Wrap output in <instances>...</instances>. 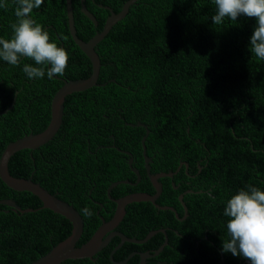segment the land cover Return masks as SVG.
I'll return each mask as SVG.
<instances>
[{"label":"trees","instance_id":"trees-1","mask_svg":"<svg viewBox=\"0 0 264 264\" xmlns=\"http://www.w3.org/2000/svg\"><path fill=\"white\" fill-rule=\"evenodd\" d=\"M126 1L85 0L95 25L82 11L81 0H72L77 35L92 38L111 15L108 7L118 13ZM0 3L6 4L0 7V39H8L18 19L17 2ZM216 11L214 0H136L96 45L99 84L66 96L63 123L50 141L11 156L12 175L39 182L79 210L84 231L78 245L94 234L101 217L113 216L110 184L137 180L129 170L131 155L122 149L132 153L142 178L137 184H117L113 197L155 193L144 166L146 128L129 124L142 120L150 130L147 152L155 157L151 171H175L174 177L160 178L163 191L157 199L174 210L131 202L121 231L145 238L152 230H166L168 243L146 264H222L221 258L228 264H251L222 251L223 240L229 239L224 210L240 189L253 185L264 191V60L249 47L256 19L241 15L217 25L212 22ZM31 15L70 53L69 63L63 76L49 79L45 69L43 78L29 79L22 69L26 63L37 66L33 60L13 66L0 59V157L10 142L49 125L52 99L64 79L87 77L92 71L90 59L71 35L66 0H44ZM198 166L199 180L194 177ZM182 193L189 208L185 219ZM5 198L34 210L0 204V264H29L70 234L67 218L43 207L32 192L14 190L0 178V200ZM84 208L93 214L83 215ZM165 239L158 232L142 249H158ZM118 242L116 236L94 257L60 264H117L110 254ZM140 248L124 242L113 259L123 260ZM139 260L137 255L125 264Z\"/></svg>","mask_w":264,"mask_h":264},{"label":"water","instance_id":"water-1","mask_svg":"<svg viewBox=\"0 0 264 264\" xmlns=\"http://www.w3.org/2000/svg\"><path fill=\"white\" fill-rule=\"evenodd\" d=\"M67 1V10L69 17V29L74 41L80 46L83 52L88 56L91 61L92 71L91 74L87 77H82L78 79H64V84L57 90L55 95L53 96L51 103V119L49 125L41 132L35 134H27L15 141L10 142L5 150L3 151L0 157V178L3 180L5 184L14 190L18 191H30L42 201L43 207L50 208L54 212L61 214L65 218H67L72 224V230L70 234L60 241L58 244L54 245L46 254L40 256L35 261L29 264H60L62 261L66 259H78V258H92L97 253H99L104 246H106L111 240L114 234H117L121 237L120 243L113 249L111 253V259L117 264H125L130 257H132L134 253H131L127 258L123 260H114L113 255L115 251L123 245L125 241L131 242H144L147 239L151 238L158 232H162L165 234L166 239L164 243L153 252H141L139 264H146L147 259L158 255L168 243L167 233L165 229L152 230L143 240H137L134 238H130L123 233L120 232H112L109 233L112 229L118 226V224L123 220L126 214V206L135 201H149L152 202L157 208L162 209H172L173 207L168 205H161L157 203V198L160 196L163 190V184L160 181L162 177L172 176V172H158L151 173L150 171V158L146 154V145L145 139L148 135H144L143 142V150L146 159V167L148 175L153 183L156 192L154 194H150L147 192H136L130 193L123 197H120L115 200L116 209L110 220H105L104 217H101L102 223L94 232V234L85 242L78 245V241L82 236L84 231V219L79 210L71 203L66 200L61 199L56 194L51 193L45 187H43L39 182L33 181L31 178H24L14 176L9 171V161L12 155H14L17 151L21 149H35L39 146L45 144L50 141L55 134L60 129L63 123V114H64V102L65 98L68 94L76 91H83L92 86L98 85V78L101 68V58L97 52L96 45L104 38V36L110 31L112 26L122 18H124L129 11L130 6L136 0H128L124 3L122 10L118 13L114 12L110 7L111 15L107 18L105 25L102 30L96 32V34L90 38L89 40H84L77 35V30L75 27L74 20V11L72 0ZM82 11L94 22L95 25H98L96 16L88 9L85 4V0H81ZM11 107V106H10ZM9 107V108H10ZM6 111V110H5ZM1 113V112H0ZM134 171L139 175L138 169H134ZM125 182L131 183L128 180H118L114 181L108 187V192L110 193L112 187L117 185L118 183ZM182 200V195L179 196ZM0 204H5L13 207L15 210L22 211H32L33 208L22 209L21 206L11 198H5L0 200ZM184 207L186 208V204L183 202ZM222 264H227L224 258H221Z\"/></svg>","mask_w":264,"mask_h":264},{"label":"clouds","instance_id":"clouds-1","mask_svg":"<svg viewBox=\"0 0 264 264\" xmlns=\"http://www.w3.org/2000/svg\"><path fill=\"white\" fill-rule=\"evenodd\" d=\"M16 23L11 25L12 35L0 39V59L13 66H19L22 59H31L35 65L24 64L23 72L29 79L45 76H63L67 69L70 53L50 39L43 25L32 18V11L40 8L44 0H16ZM216 14L214 24H222L226 18L237 21L241 15L256 19V26L250 37V50L264 60V0H214ZM0 7L6 4L0 3ZM50 65V67H49ZM90 217V209L81 210ZM224 216L227 221L229 239L223 240L222 251L233 256H243L251 264H264V191L249 185L240 189L226 202Z\"/></svg>","mask_w":264,"mask_h":264},{"label":"flooded vegetation","instance_id":"flooded-vegetation-1","mask_svg":"<svg viewBox=\"0 0 264 264\" xmlns=\"http://www.w3.org/2000/svg\"><path fill=\"white\" fill-rule=\"evenodd\" d=\"M130 125H132V126H134V125H138V126H143V127H145L146 128V134H147V131H149L150 132V130H149V127H148V124H146L145 122H143L142 120H138L136 123H129ZM149 132H148V134H149ZM144 137V136H143ZM147 138V137H146ZM112 146H114V147H116V144L114 143ZM40 147V146H39ZM38 147V148H39ZM35 149H37V148H35ZM35 149H31V150H35ZM144 149V148H143ZM124 152H127V154H129V155H131V157H129L128 158V163H129V165H130V169L129 170H133L134 171V169H138V171H139V173H140V168H138V167H135L134 166V162H135V160H134V157H133V155H132V153L129 151V150H126V149H122ZM146 154L148 155V157L150 158V162H149V164H150V171H151V169H152V163L154 162V156H150L149 154H148V152H147V147H146ZM143 155H144V150H143ZM183 164H186V166H187V168H188V164L186 163V162H183ZM144 166H145V170L147 171V167H146V159H145V155H144ZM135 172V171H134ZM161 172H163V171H161ZM168 172H172V176H168V177H174V175H175V171H173V170H170V171H168ZM201 172H202V166H198V170H197V172H196V174L194 175V177H195V179H197V180H199V176L201 175ZM136 173V172H135ZM151 173H153L152 171H151ZM158 173V172H157ZM147 174H148V172H147ZM136 175H137V180L135 181V182H133V181H130V179H121V180H128V181H130L131 183L130 184H137L138 182H140L141 181V178H142V175H141V173L138 175L137 173H136ZM149 176V175H148ZM150 178V177H149ZM163 178V177H162ZM151 180V179H150ZM121 183H125V182H121ZM119 184V183H118ZM153 184V183H152ZM116 186V185H115ZM114 186V187H115ZM173 186H175V188H178V185H176V183L173 181ZM155 188V187H154ZM112 189H113V187H112ZM112 189H111V191H110V193L109 192H107V194H108V197H109V199H111V200H113L114 202H115V200L116 199H118V198H120V197H113V195L111 194V192H112ZM163 191V190H162ZM187 191H189V192H191V190L190 189H188ZM138 192H143V191H138ZM155 192H156V190H155ZM186 192V191H185ZM133 193H136V192H133ZM148 193V192H147ZM128 194H130V193H128ZM128 194H126V195H128ZM150 194H154V193H150ZM181 195H183V193L181 194ZM123 196H125V195H123ZM123 196H121V197H123ZM158 199V198H157ZM185 203L186 204V202L184 201V200H182V203ZM116 203V202H115ZM158 203V202H157ZM184 206V205H183ZM127 207V206H126ZM115 209H116V207H115ZM184 210H185V214L182 216L183 217V219H185V218H187L188 216H189V208H188V206H187V204H186V208L184 207ZM177 213V212H176ZM179 215L180 214H177V216L179 217ZM108 221V220H107ZM121 223V222H120ZM120 223L118 224V226L117 227H115L114 229H112L109 233H112V232H120V233H123L122 231H121V228L119 227L120 226ZM162 229H164V228H162ZM97 230V229H96ZM95 230V231H96ZM124 234V233H123ZM126 235V234H125ZM116 236H118L119 238H120V241H121V237L119 236V235H117V234H114L113 236H112V238H111V240L113 239V238H115ZM127 236V235H126ZM129 237V236H128ZM130 238H134V239H137V240H143L144 238H137V237H130ZM110 240V241H111ZM109 241V242H110ZM147 241V240H146ZM146 241H144V242H146ZM125 242H131V241H125ZM144 242H134V243H136V244H138L141 248L140 249H135V250H133V252H131V253H134L135 252V254L132 256V257H134V256H140L139 255V253H141V252H153L151 249H149V248H147V249H142V248H145V246L143 245V244H145ZM120 242H118V244H119ZM117 244V245H118ZM124 244V243H123ZM156 250V249H155ZM113 251V250H112ZM112 253V252H111ZM110 258H111V254H110ZM129 260V259H128ZM225 260V259H224ZM140 261V260H139ZM114 262V261H113ZM226 262V261H225ZM227 263V262H226ZM228 264V263H227Z\"/></svg>","mask_w":264,"mask_h":264},{"label":"bare ground","instance_id":"bare-ground-1","mask_svg":"<svg viewBox=\"0 0 264 264\" xmlns=\"http://www.w3.org/2000/svg\"><path fill=\"white\" fill-rule=\"evenodd\" d=\"M23 70V69H22ZM7 79V78H6ZM14 79V78H13ZM21 79V78H20ZM242 81V80H241ZM2 83V82H1ZM7 83V82H6ZM21 91V90H20ZM249 147V146H248ZM246 148V147H245ZM168 149V148H167ZM140 151V150H139ZM253 152V151H252ZM116 160V159H115ZM257 160V159H256ZM113 162V161H112ZM170 164V163H169ZM252 165V163H250ZM113 165V164H112ZM256 167V166H255ZM88 168V167H87ZM253 183V182H252ZM256 185V184H255ZM253 186V185H252ZM259 188V187H258ZM261 189V188H260ZM106 214V213H105ZM173 244V243H172ZM107 249V248H106ZM203 249V248H202Z\"/></svg>","mask_w":264,"mask_h":264}]
</instances>
